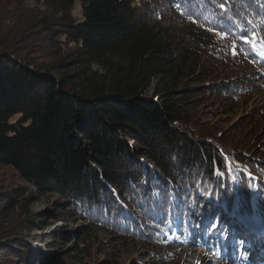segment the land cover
I'll list each match as a JSON object with an SVG mask.
<instances>
[{
  "label": "trees",
  "instance_id": "1",
  "mask_svg": "<svg viewBox=\"0 0 264 264\" xmlns=\"http://www.w3.org/2000/svg\"><path fill=\"white\" fill-rule=\"evenodd\" d=\"M44 4L49 13L10 15L0 28V167L36 195L69 198L53 214L70 203L86 218L77 249L105 229L121 243L146 240L149 264H176L164 235L204 218L196 213L221 222L222 207L245 209L264 222L263 98L242 82L264 67V0ZM14 198L0 185V202ZM25 216L0 238V264L57 261L30 258L15 239L37 234L35 214Z\"/></svg>",
  "mask_w": 264,
  "mask_h": 264
},
{
  "label": "rangeland",
  "instance_id": "2",
  "mask_svg": "<svg viewBox=\"0 0 264 264\" xmlns=\"http://www.w3.org/2000/svg\"><path fill=\"white\" fill-rule=\"evenodd\" d=\"M43 10L49 13L44 0H0V28L11 21V18H8L10 15L20 21L32 16V11L37 13ZM72 17L74 19L82 18L78 3L74 8ZM245 77L247 78L243 79L242 82L253 85L251 90L254 93L252 95H258L255 97L258 99L262 97L261 104L264 106V67L254 65ZM248 87L246 86V88ZM253 96H249L248 99L251 100ZM229 106L228 113L233 114V111H236V106L231 104ZM234 113L233 116L240 114ZM222 123L226 127L229 121H222ZM0 185L15 195L11 201L0 202L1 240L5 237H12L9 235L14 229L12 226L20 218L24 220L25 214L27 216L35 214L36 216L34 221L37 222V234L15 237V239H22L31 245L30 258L43 253L51 256L52 259L57 258V261L51 264H149L150 260L143 256L142 252L148 249L146 248L148 243L146 240L144 247H141L140 244L121 243L117 240L114 232L105 229L96 230V235L87 240L85 245L79 243L78 245L82 249H77L76 242L81 239V233L84 232V229L79 226L80 224L84 226L86 218L80 215L71 216L73 209L70 203L66 204V208L63 210L65 216L57 217L53 214L58 204L69 199L66 195H62L58 191L36 195V184L22 179L11 167H0ZM14 189L17 191L13 192ZM44 198H46L45 204L43 203ZM54 200H57L58 203H55ZM49 207L51 213L40 214ZM222 211L225 214L221 222L216 220L222 216L221 213L201 212L196 213V216L201 215L204 218L195 225L183 230L177 226H172L168 230L163 239L167 243L172 242L174 244V252L171 254L175 256L174 262L176 264H231L226 260V257L228 258L230 251L235 250L231 244L236 241L246 244L243 247L244 252H253L252 249L255 247H261L264 254V222L260 218L261 216H247L248 212L245 209L242 214L238 213L240 215L229 211L227 207H222ZM42 215L46 216L41 218ZM211 216L215 218L213 217V219ZM44 229L46 230L43 231ZM255 229L257 233L254 231ZM204 238L206 239L204 240ZM43 239L49 242L47 243ZM50 243L53 245H49ZM1 257L2 253L0 252V259ZM12 257L17 259L16 256ZM29 264L38 263L31 259Z\"/></svg>",
  "mask_w": 264,
  "mask_h": 264
},
{
  "label": "water",
  "instance_id": "3",
  "mask_svg": "<svg viewBox=\"0 0 264 264\" xmlns=\"http://www.w3.org/2000/svg\"><path fill=\"white\" fill-rule=\"evenodd\" d=\"M207 141H209V142H211V143H213V144H215V143H217L216 141H214V140H212V139H207ZM256 147H260V144L259 143H256ZM217 147H219L218 145H216ZM250 149H252V150H254L255 149V147L254 148H250ZM243 153L244 154H247V155H252V154H250L249 152H247V150H245V151H243Z\"/></svg>",
  "mask_w": 264,
  "mask_h": 264
},
{
  "label": "snow or ice",
  "instance_id": "4",
  "mask_svg": "<svg viewBox=\"0 0 264 264\" xmlns=\"http://www.w3.org/2000/svg\"><path fill=\"white\" fill-rule=\"evenodd\" d=\"M246 42L252 44L253 48H255L256 45H255V43L253 41H246Z\"/></svg>",
  "mask_w": 264,
  "mask_h": 264
}]
</instances>
